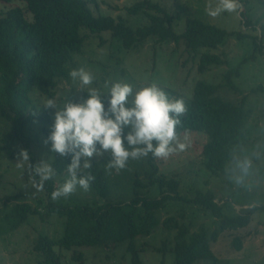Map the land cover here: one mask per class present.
I'll use <instances>...</instances> for the list:
<instances>
[{
  "label": "rangeland",
  "instance_id": "obj_1",
  "mask_svg": "<svg viewBox=\"0 0 264 264\" xmlns=\"http://www.w3.org/2000/svg\"><path fill=\"white\" fill-rule=\"evenodd\" d=\"M95 14L122 18L132 28L144 26L147 22L143 14L131 15L130 7L141 0H87ZM166 8L175 17L174 28L177 34L185 29L186 19H198L216 26L229 34H241L248 38L238 40L234 36L227 38L224 46L216 50L204 49L197 53H189L183 44L163 43L149 39L142 47L133 51L126 50L119 39L111 33L91 34L82 30L85 45L81 54H76L67 69L83 67L90 72L95 80L92 85L81 87L78 82L60 81L53 98L33 91L35 117L44 113L50 115L52 127L55 109L43 108L47 99H55L58 106L70 99L80 103L87 98L89 87L99 89L107 94L108 88L117 82L132 86L134 93L144 87L156 84L165 91L170 100L183 99L188 105L193 99L194 89L198 82L219 85L224 84L228 72L240 68V77L233 78L239 93H233L221 88L218 96L230 103L240 105L246 98V110L250 118L246 122L245 137L242 144L234 150L232 160L228 163L226 172L216 177L207 171L204 165L203 148L209 141L204 134L184 135L179 133L182 143L188 146L182 152H177L168 158H155L159 174L180 181V192L185 197H193L198 192L211 191L216 202L224 208L228 217L244 214L253 208L264 207V53L255 50L252 38H262L264 26V0H237L240 7L235 12H222L216 17L207 14L209 0H151ZM213 8L218 0H211ZM20 0L11 3L0 1V14L16 8H25ZM242 13H245L243 18ZM29 20L32 15L27 14ZM245 20H251L255 25L247 27ZM259 44H261L259 42ZM261 45H264V38ZM216 54L228 62L225 66L210 67L204 74L199 72L200 56ZM256 54L254 60L251 56ZM247 61V62H245ZM107 108V97L103 99ZM44 125L41 122L29 123L26 135L31 141L29 153L34 157L35 164L46 161L52 165L59 155L50 152L51 145H45L47 139L42 134ZM10 130L0 122V146L3 133ZM130 129H125L127 135ZM127 147V144H125ZM26 148L16 144L2 153L0 158V264H38L39 258L33 247L41 236L59 240L63 236L65 220L57 216H46L47 195L44 190L34 186L33 174L28 171V163L17 167V154ZM30 156V155H29ZM149 157L137 160L129 159L126 169L117 172L112 170L109 175L106 165L112 160L109 152L91 159V164H97L105 173L110 184V193L101 198L95 190L84 191L77 186L76 191L67 198L61 197L54 202L58 205L72 206L81 203L106 205L110 203H129L136 197L150 199L160 198V189L152 185V167ZM245 159L251 160L252 167L245 178V184L251 190L237 186L230 177L240 175L237 165ZM31 164V160L29 161ZM83 163V161H82ZM68 173L55 174V186L62 185ZM36 183V182H35ZM20 204L30 205L37 211L25 224H19L15 207ZM160 226L150 237H139L135 243L141 251L143 264H175L174 238L176 230L168 229L164 224L169 219H175L180 225L190 230V235L208 231L209 235L219 230V221L209 212L185 202H169L158 213ZM239 238L242 249L237 250L235 240ZM166 251L163 252V250ZM211 249L217 262L200 261L196 264H264V209H258L252 216V222L247 228L238 231L221 232L216 242L211 243ZM54 250L62 256L63 264H132L127 253V242L116 248H86L74 252L82 254L80 262L74 261V252H67L55 247Z\"/></svg>",
  "mask_w": 264,
  "mask_h": 264
},
{
  "label": "trees",
  "instance_id": "obj_2",
  "mask_svg": "<svg viewBox=\"0 0 264 264\" xmlns=\"http://www.w3.org/2000/svg\"><path fill=\"white\" fill-rule=\"evenodd\" d=\"M11 3L14 0H0ZM25 8H16L0 14V122L10 130L3 133L0 146L2 153L16 144H22L29 150L31 141L26 135L29 123L41 122L44 127L42 134L48 137L51 132V119L48 113L35 117L31 93L35 90L53 98L60 81L70 78L67 66L76 54H81L85 37L82 30L91 34L111 33L119 39L122 46L129 51L142 47L149 39L160 44H183L189 53L204 50H216L224 46L227 38L236 37L244 40L247 36L229 34L216 26L198 19L188 18L182 34H177L174 28L175 17L160 4L151 0H141L128 10L131 15L143 14L147 22L138 28L130 27L122 18H112L95 14L87 0H20ZM27 14L32 15L29 20ZM245 18V13H242ZM245 25L251 27L255 23L245 20ZM264 26L262 38H252L255 50L264 53ZM259 42L261 44H259ZM256 54L251 56L254 60ZM247 62V61H245ZM228 62L216 54H202L199 62V72L204 74L212 66L220 67ZM240 77V68L228 72L222 86L198 82L194 89L193 99L186 105V112L180 117L181 125L177 130L184 134H204L209 141L203 148L204 165L213 176L224 174L228 163L232 160L234 150L242 144L246 134V122L250 113L246 110V98L240 105L227 102L218 96L221 88L233 93H239L233 78ZM1 135V132H0ZM29 153V152H28ZM31 165L35 166L31 153ZM155 158L150 157L148 163L152 167V185L160 189V198L136 197L129 203H110L94 205L81 203L72 206L58 205L52 199L55 186L54 177L45 182L43 190L48 201L47 217L57 216L65 220L63 236L59 240L41 236L33 249L37 253L38 264H63V259L54 248L67 252L86 248H116L127 242V253L132 264H143L141 251L135 241L139 237H150L160 226L158 213L169 202H185L209 212L219 221V230L209 235L208 231L190 235L185 225L165 221L168 229L176 230L174 238L175 264H196L200 261L217 262L211 249V243L216 242L221 232L238 231L247 228L252 222L254 212L262 208L228 217L224 208L216 202L213 192H198L193 197H185L180 192V181L159 174ZM71 157L54 159L52 167L55 174L67 172ZM91 173L95 180L90 188L101 198L110 193V184L103 170L95 163L90 169L83 170V175ZM34 181L39 177L33 175ZM19 224H25L37 211L30 205L20 204L15 207ZM237 250L242 249L241 239L235 240ZM166 249L163 250V252ZM74 261L80 262L82 254L73 253Z\"/></svg>",
  "mask_w": 264,
  "mask_h": 264
},
{
  "label": "clouds",
  "instance_id": "obj_3",
  "mask_svg": "<svg viewBox=\"0 0 264 264\" xmlns=\"http://www.w3.org/2000/svg\"><path fill=\"white\" fill-rule=\"evenodd\" d=\"M239 7L237 0H218L213 8L209 0L206 11L209 16L216 17L222 12H235ZM69 75L81 87L90 86L95 80L83 67L73 69ZM105 88H108L107 94L89 87L87 98L80 103L69 99L60 107L55 99H47L44 104L43 108L55 109L54 123L44 144H50V152L59 154L61 158L71 157V163L67 165L68 176L53 191V200L67 198L77 186L88 191L95 177L91 173L83 175V170L90 169L91 159L102 156L104 152L112 156L106 165L110 175L113 169L117 172L126 169L130 158L137 160L151 155L166 159L188 146L181 142L177 131L181 125L180 117L186 112L183 99L170 100L156 84L135 93L127 83L117 82L110 87L105 84ZM105 97L107 108L102 102ZM125 129H130L127 135ZM29 161L28 151L21 149L17 154V167L22 168L28 163V171L39 177L34 186L38 191L43 190L45 182L55 176V171L45 160L35 166ZM237 167L241 174L230 179L237 186L251 190V186L245 184L252 167L251 160L245 159Z\"/></svg>",
  "mask_w": 264,
  "mask_h": 264
}]
</instances>
